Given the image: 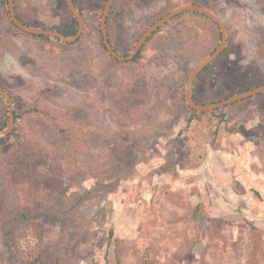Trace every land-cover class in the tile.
Here are the masks:
<instances>
[{
  "label": "rangeland",
  "instance_id": "obj_1",
  "mask_svg": "<svg viewBox=\"0 0 264 264\" xmlns=\"http://www.w3.org/2000/svg\"><path fill=\"white\" fill-rule=\"evenodd\" d=\"M106 2L78 0L86 29L71 45L16 29L0 0V86L19 116L17 134L0 137V264H17L19 248L18 264H264V94L193 116L185 87L219 28L186 12L137 61L118 63L100 35ZM195 2L116 0L112 43L130 52L148 26ZM205 7L229 41L196 79V100L263 84L264 0ZM17 9L38 27L75 23L66 0H18ZM8 121L0 98V126ZM22 212L31 221L8 233Z\"/></svg>",
  "mask_w": 264,
  "mask_h": 264
},
{
  "label": "water",
  "instance_id": "obj_2",
  "mask_svg": "<svg viewBox=\"0 0 264 264\" xmlns=\"http://www.w3.org/2000/svg\"><path fill=\"white\" fill-rule=\"evenodd\" d=\"M115 1L116 0H107L100 18L99 27L106 51L109 53V55L114 57L119 62L133 61V59L139 54L143 46L147 43V41L155 32H157L161 27L166 25L172 19L183 13L194 12L204 15L219 28L221 35L219 45L210 55H208L205 59L196 64V66L192 69L188 77V81L185 87V99L186 103L193 111L198 113H211L264 94L263 83L255 88L233 94L220 101H215L206 104L199 103L196 101L194 97V86L196 79L209 65L216 61L220 57V55L225 52L229 41L228 29L223 19L219 15L211 11L209 8L196 3H185L174 8L169 13L156 20L150 26H148L146 30L142 33V35L139 37V39L136 41L132 50L128 54L124 55L120 54L113 47L109 39V33L107 28L108 16L113 8ZM66 2L71 14L73 15L74 19L78 24L77 31L71 36H66L57 29L35 27L24 23L19 19L17 15L14 0H7L10 19L13 25L17 27L20 31L29 35L46 36L52 39H57L65 44H73L83 36L86 29V19L83 13L76 6L74 0H66ZM0 96L5 98L9 105L8 124L4 129L0 130V137H7L13 133L16 125L14 113V99L7 91L2 88H0Z\"/></svg>",
  "mask_w": 264,
  "mask_h": 264
},
{
  "label": "trees",
  "instance_id": "obj_3",
  "mask_svg": "<svg viewBox=\"0 0 264 264\" xmlns=\"http://www.w3.org/2000/svg\"><path fill=\"white\" fill-rule=\"evenodd\" d=\"M17 1L18 0H14V2H15V9H16V12H17V15H18V17H19V19L21 20V21H23V19L20 17V15L18 14V9H17ZM74 2H75V4H76V6L78 7V9L82 12V10H81V8H80V6H79V4H78V0H74ZM207 2H208V0H199V2H195L196 4H199V5H202V6H206L207 5ZM71 13V12H70ZM113 13H114V8H112V10H111V12H110V14H109V16H108V20H107V28H108V33H109V39H110V42L112 43V39H111V35H110V26H109V23H110V19H111V16L113 15ZM192 13H194V12H192ZM184 14V13H183ZM183 14H181V15H179V16H177V17H175L174 19H172L171 21H173V20H176L177 18H179V17H181ZM195 14H197V15H199V16H203V17H205L204 15H201V14H199V13H195ZM207 18V17H206ZM170 21V22H171ZM24 23H26L25 21H23ZM11 23H12V21H11ZM169 23V22H168ZM167 23V24H168ZM13 24V23H12ZM26 24H28V23H26ZM166 24V25H167ZM28 25H30V26H35V27H38V26H36V25H31V24H28ZM14 26V25H13ZM165 26V25H164ZM163 26V27H164ZM15 27V26H14ZM16 29H18L17 27H15ZM77 28H78V24H77V22H76V20H75V23H74V25L72 26V27H69L68 29H63V28H57V30H59L61 33H63L64 35H66V36H71V35H73L76 31H77ZM162 28V27H161ZM160 28V29H161ZM159 29V30H160ZM19 30V29H18ZM158 30V31H159ZM157 31V32H158ZM157 32H155L153 35H155ZM29 35V34H28ZM100 35H101V32H100ZM152 35V36H153ZM32 37H34V38H37V39H41V40H45V41H51L52 40V38H50V37H46V36H34V35H31ZM152 36L150 37V39L152 38ZM82 38V37H81ZM81 38L77 41V42H79L80 40H81ZM149 39V40H150ZM101 40H102V44H103V47H104V49L106 50V48H105V46H104V43H103V39H102V36H101ZM149 40L147 41V43L149 42ZM77 42H75V43H77ZM75 43H73V44H75ZM147 43L143 46V48L141 49V51L139 52V54L133 59V61H130V62H123V63H131V62H135V61H137L140 57H141V54H142V51L144 50V48L146 47V45H147ZM113 44V43H112ZM72 45V44H71ZM114 45V44H113ZM115 49H116V51H118L117 50V48L115 47ZM227 51V49L225 50V52ZM119 52V51H118ZM225 52L224 53H222L221 55H220V57L218 58V59H220L224 54H225ZM120 54H124V55H126V54H128L129 52H126V53H121V52H119ZM109 54V53H108ZM111 56V55H110ZM112 57V56H111ZM115 61H117L118 63H120L118 60H116L114 57H112ZM217 59V60H218ZM217 60L216 61H214L211 65H209L199 76H198V78H200V76H202L203 74H205L208 70H210L211 68H212V66L217 62ZM122 63V62H121ZM197 78V79H198ZM0 88H2V89H4L5 90V88L3 87V86H0ZM194 88H195V86H194ZM249 89H251V88H249V87H247V88H244V89H242V90H238V91H236V92H234V93H231V94H229V95H227V96H225L223 99H225V98H227V97H229V96H231V95H233V94H236V93H240V92H243V91H246V90H249ZM11 96H12V94H10ZM263 95V94H262ZM13 97V96H12ZM194 97H195V99H196V96H195V92H194ZM0 98H2V99H4L3 97H1L0 96ZM222 99V100H223ZM254 98H251V99H249V100H247V101H251V100H253ZM197 101V100H196ZM198 102V101H197ZM213 102V101H212ZM244 102H246V101H244ZM199 103H203V104H206V103H211V102H199ZM241 103H243V102H241ZM240 105V103H237V104H234V105H231V106H228V107H236V106H239ZM228 107H226V108H228ZM190 108V107H189ZM191 110V113H192V115L193 116H199V115H205V114H208V113H198V112H195V111H193L192 109H190ZM221 110V109H220ZM217 111H219V110H217ZM216 111H214V112H211V113H215ZM14 113H15V123H17V121H18V118H19V116H18V113H16L15 111H14ZM6 122H7V119H6ZM6 122L2 125V126H0V129H2V128H4L5 126H6ZM17 132H18V127H15V129H14V131H13V133L12 134H10L9 136H7V137H2V139H4V138H10V137H14L16 134H17ZM31 221V214L30 213H27V212H22V213H20L19 215H17V216H15V217H13L12 219H10L9 221H7V224L5 225L6 226V230H7V232L9 233L10 232V230L12 229L11 228V226H12V224L14 225V227H16V226H20V224H22V223H24V222H30ZM12 234L10 233L9 234V237L12 239ZM6 246L11 250L12 249V246H10L9 245V243H7L6 242ZM14 247V246H13ZM15 248V247H14ZM18 252L15 254V256H16V259H18L17 260V264H18V262H19V260H20V257H21V253L23 252L22 251V249H20L19 248V250H17ZM33 261H35V260H33ZM27 263H29V264H33V262L32 261H26L25 260V257H24V262H23V264H27Z\"/></svg>",
  "mask_w": 264,
  "mask_h": 264
},
{
  "label": "flooded vegetation",
  "instance_id": "obj_4",
  "mask_svg": "<svg viewBox=\"0 0 264 264\" xmlns=\"http://www.w3.org/2000/svg\"><path fill=\"white\" fill-rule=\"evenodd\" d=\"M113 45V44H112ZM113 47L115 48V46L113 45Z\"/></svg>",
  "mask_w": 264,
  "mask_h": 264
}]
</instances>
